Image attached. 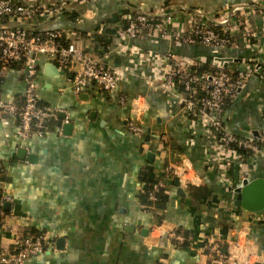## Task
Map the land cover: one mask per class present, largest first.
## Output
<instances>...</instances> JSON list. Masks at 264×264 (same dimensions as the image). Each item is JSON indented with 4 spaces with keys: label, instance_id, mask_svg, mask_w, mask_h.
Instances as JSON below:
<instances>
[{
    "label": "crops",
    "instance_id": "0c3cea01",
    "mask_svg": "<svg viewBox=\"0 0 264 264\" xmlns=\"http://www.w3.org/2000/svg\"><path fill=\"white\" fill-rule=\"evenodd\" d=\"M255 3L252 46L242 45L238 32L235 46L216 53L153 33L127 38L104 24L113 15L127 20L144 12L171 17L168 28L174 30L195 13L211 16ZM32 25L63 30L78 47L126 72L112 91L89 83L75 93L71 70L46 57L38 61L34 79L39 101L64 113L49 121L43 135L26 139L18 135L16 119L0 122V188L11 198L2 205L0 252L12 249L20 234L44 233L49 245L23 264H200L206 244L222 238L240 261L250 257L252 264H264V223L233 204L243 166L233 160L227 172L230 184L224 185L214 166L219 151L205 148L200 122L183 121L167 96L145 80L162 70L160 55L166 53L228 57L233 69L258 59L264 63V0H83L35 18ZM102 35L110 37L109 44L99 40ZM24 88L19 67L6 69L2 98L19 102ZM132 118L142 128L139 134L126 126ZM226 118L228 131L246 138L256 131L264 145V74L248 78L229 102ZM168 166L178 170L179 184L170 182L175 176H166L162 207L145 209L139 197L145 181ZM249 177L264 179L263 155L251 162ZM188 185L209 190L193 198ZM173 229L187 234L186 240L171 237ZM238 233L243 237L235 246Z\"/></svg>",
    "mask_w": 264,
    "mask_h": 264
},
{
    "label": "built area",
    "instance_id": "2783aa9c",
    "mask_svg": "<svg viewBox=\"0 0 264 264\" xmlns=\"http://www.w3.org/2000/svg\"><path fill=\"white\" fill-rule=\"evenodd\" d=\"M79 1L83 0H68V2L0 0V90L5 70L13 65L19 67L25 81L22 100L19 102L5 100L0 93V122L6 123L10 118L16 119L17 133L22 139L32 135H43L49 121L64 113L60 108L41 104L37 96L34 76L37 63L42 57H46L59 68L73 72L71 84L75 93L89 83H94L104 91H112L125 75L124 67L111 64L105 58L94 56L89 51L78 47L68 40L63 30L41 29L32 25L35 18L56 14L69 3ZM257 7V3L247 7L236 5L226 12L211 16L195 13L190 22L184 20L180 25H176L174 30L168 28L169 21H172L171 17L161 19L144 12H135L128 16L125 28L120 29V33L122 32L127 38H135L143 33H153L158 37L163 36L188 44L208 46L216 53L235 46L233 36L238 32L242 45L252 46L253 30L250 16ZM215 24L222 25V29L215 30L213 28ZM126 48L130 47L126 46ZM138 53L141 56L148 55L141 51ZM215 57H212L215 70L209 72L199 70L205 61L204 58L180 57L171 53L162 54L160 55L163 63L162 70L145 76V80L147 84L167 96L170 106L176 109L183 121L185 120L187 124L200 122L204 130L205 148H214L219 151L218 161L214 166L218 175L225 179L223 184L229 185L227 172L230 163L238 159L239 164L243 166L241 178H250L249 166L257 155L264 156V145L258 143L260 138L241 137L227 130L222 114L225 98L233 99L237 91L244 87L248 78L257 70L259 63L263 64L264 71V63L258 59L244 69H233L223 67ZM120 101H124V98L121 97ZM63 121L67 122L66 115ZM126 126L135 134L142 132V128L133 118L126 121ZM233 144L250 150L253 155L246 159ZM166 170L172 177L178 172L170 166ZM162 186H164L162 181L156 182L148 198L155 200L154 193ZM10 199V196L2 190L0 224L5 216L2 205ZM252 219L254 222L264 223V211L254 212ZM169 235L178 242L184 240L175 229L170 230ZM242 237L241 233L237 234L234 241L235 246L239 245ZM48 245L49 240L44 233L20 234L15 239L12 249L0 252V264H23L32 256L42 253ZM204 251L205 259L200 264L253 263L250 257L240 261L233 256L222 238H212L206 244Z\"/></svg>",
    "mask_w": 264,
    "mask_h": 264
},
{
    "label": "trees",
    "instance_id": "16d2710c",
    "mask_svg": "<svg viewBox=\"0 0 264 264\" xmlns=\"http://www.w3.org/2000/svg\"><path fill=\"white\" fill-rule=\"evenodd\" d=\"M214 15H216V14H214ZM154 19H156V18H154ZM126 23H127V20H125L123 17H119L117 15H113L106 22H104L106 30H109V31L112 30V32L114 34H116V35H119L118 29H124L125 28ZM115 24H117L119 26L118 27L114 26ZM108 26H110L112 28H109ZM222 27H223L222 25H216V24L213 25V28L215 30H221ZM98 38H99V40H102L105 45L109 44L110 40H111L109 36H104V35L99 36ZM199 70L200 71H209V72H213L215 70V67L212 65V56H207V58L205 59L204 63L199 68ZM230 101L231 100H230L229 97L225 98V103L223 105V112H222L223 117L225 119L224 124L226 123V119H227L226 118V109H227V106H228ZM162 138H163V143L166 145L167 144V141L165 140L166 137L163 136ZM258 143L262 144L263 142L261 140H258ZM233 146L246 159L253 155V153L250 150H248V149H244L241 146H237L236 144H233ZM169 174H170V172L165 169V171L163 173L156 174L155 176L152 177V179H149V180L147 179L145 181V184H144V186H143V188H142V190L140 192V195H139L141 203L143 204V207L145 209L153 211V209L156 208V207H162V203H163V200L165 198V196H164V191H165V187H166L165 184H167V180H168V178H166V176H169ZM2 175H3V171L1 170L0 171V182L2 180ZM158 181H162L165 184H164V186L159 187L158 190L154 193L155 194V200H151V199L148 198L149 197L148 196L149 192L152 190L153 185L156 182H158ZM188 188H189V191H190V195L193 198L195 196L196 197H200L203 194L206 195L207 194V190H209V187H207L206 190L202 191L201 188L192 187L191 185H188ZM1 191H2V189L0 188V195H1ZM157 223H160V222H157ZM176 232L177 233H182L178 229L176 230ZM182 235L184 236V240H186V238L188 237L187 234H182Z\"/></svg>",
    "mask_w": 264,
    "mask_h": 264
},
{
    "label": "water",
    "instance_id": "95a60500",
    "mask_svg": "<svg viewBox=\"0 0 264 264\" xmlns=\"http://www.w3.org/2000/svg\"><path fill=\"white\" fill-rule=\"evenodd\" d=\"M215 59L221 63L223 67H227L228 62L232 60L231 58L221 56H217ZM233 60L237 61V59ZM262 68L263 64L259 63L254 75H263ZM68 125H66V127H68ZM258 136L259 134L253 131L251 138L253 139ZM170 182L178 185L179 179L175 176ZM233 193V204L241 210L251 213L264 211V179L262 177L243 178L240 184L233 189Z\"/></svg>",
    "mask_w": 264,
    "mask_h": 264
}]
</instances>
